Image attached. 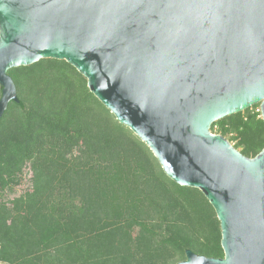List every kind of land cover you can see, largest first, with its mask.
<instances>
[{
	"label": "water",
	"instance_id": "95a60500",
	"mask_svg": "<svg viewBox=\"0 0 264 264\" xmlns=\"http://www.w3.org/2000/svg\"><path fill=\"white\" fill-rule=\"evenodd\" d=\"M43 59L72 65L214 208L224 257L177 264H264V149L211 131L257 105L264 121V0H0V119L20 103L8 72Z\"/></svg>",
	"mask_w": 264,
	"mask_h": 264
},
{
	"label": "trees",
	"instance_id": "16d2710c",
	"mask_svg": "<svg viewBox=\"0 0 264 264\" xmlns=\"http://www.w3.org/2000/svg\"><path fill=\"white\" fill-rule=\"evenodd\" d=\"M8 74L20 103L0 119V264H177L187 250L224 257L205 195L171 180L72 65L43 59ZM259 109L211 131L254 158L264 149ZM28 166L29 189L5 199Z\"/></svg>",
	"mask_w": 264,
	"mask_h": 264
},
{
	"label": "rangeland",
	"instance_id": "374dc122",
	"mask_svg": "<svg viewBox=\"0 0 264 264\" xmlns=\"http://www.w3.org/2000/svg\"><path fill=\"white\" fill-rule=\"evenodd\" d=\"M254 108V107H253ZM260 110V109H259ZM214 134H218L217 133V129H215ZM232 145H234V143H232ZM31 171L29 166L25 169L24 174H23V183L20 187H18L17 189H15L14 192H6L4 195L5 199H10L16 196L21 195L22 193H24L26 190L29 189L31 182Z\"/></svg>",
	"mask_w": 264,
	"mask_h": 264
}]
</instances>
